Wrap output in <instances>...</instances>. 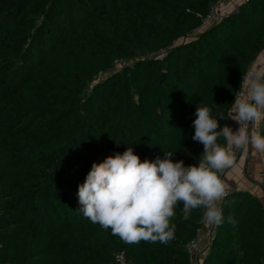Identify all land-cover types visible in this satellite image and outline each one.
Masks as SVG:
<instances>
[{
	"label": "trees",
	"instance_id": "1",
	"mask_svg": "<svg viewBox=\"0 0 264 264\" xmlns=\"http://www.w3.org/2000/svg\"><path fill=\"white\" fill-rule=\"evenodd\" d=\"M216 1L0 0V264H190L204 209L185 220L178 202L173 239L129 244L77 211V191L129 146L198 164L196 107L226 116L264 49V0L202 27ZM219 206L201 264H264L261 201L235 189Z\"/></svg>",
	"mask_w": 264,
	"mask_h": 264
},
{
	"label": "clouds",
	"instance_id": "2",
	"mask_svg": "<svg viewBox=\"0 0 264 264\" xmlns=\"http://www.w3.org/2000/svg\"><path fill=\"white\" fill-rule=\"evenodd\" d=\"M231 105L227 118L238 123L235 131L219 125L217 117L226 119L222 113L212 115L209 107H196L192 139L204 146L198 164L174 161L173 152L141 161L131 146L94 162L78 186L77 211L129 244L141 240L167 244L173 239L175 224L170 226V219L178 202H183V219L202 208L207 223L222 224L225 218L219 205L228 190L220 175L236 165L235 150L251 147L264 155V135L259 130L264 120V70L248 73L244 90ZM221 137L223 145L218 143Z\"/></svg>",
	"mask_w": 264,
	"mask_h": 264
},
{
	"label": "built area",
	"instance_id": "3",
	"mask_svg": "<svg viewBox=\"0 0 264 264\" xmlns=\"http://www.w3.org/2000/svg\"><path fill=\"white\" fill-rule=\"evenodd\" d=\"M226 0H217L207 11V13L204 15V17L202 18V27H206L208 25H211L215 22H217L220 18L228 15L230 12L237 10V6L240 3H235L233 4L230 8H223L222 5ZM242 1V0H241ZM120 65V62L116 61L115 66L118 67ZM260 70H264V68L262 69L261 65L256 63L254 60L250 63V65L248 66L243 78L241 79L240 83H239V87L235 92V95L239 94L241 91L244 90V81L245 78L247 77L249 72H254V71H260ZM108 72L105 71L103 73V76H105ZM235 99V96H234ZM232 106V105H231ZM231 107L228 109L226 116H225V124H227L228 126H230L233 131H235L236 129H238L239 125L237 122L231 120L230 118H227L228 113L230 111ZM259 130L261 132V122L259 125ZM236 151V162L239 159L241 153H242V149L241 150H235ZM230 169V168H229ZM229 169H226L221 175L220 177ZM259 178H260V183H261V187L264 190V161L261 163L260 169H259ZM238 189L237 186H233V187H228V195L232 190ZM227 195V196H228ZM226 196V197H227ZM225 198V197H224ZM223 198V199H224ZM222 199V200H223ZM222 200L220 201V203L222 202ZM202 227L199 230V232L197 233L196 237L194 239H192L190 242L187 243L186 248L189 252L190 255V264H201L202 259H197L195 253L198 251V247L199 244L205 240L207 242V247L205 250V253L207 251L208 248V244L209 241L211 240V238L214 236V227L215 224H209L207 223L203 216H202ZM114 262L115 264H128V262L126 261L123 252H116L114 254Z\"/></svg>",
	"mask_w": 264,
	"mask_h": 264
},
{
	"label": "crops",
	"instance_id": "4",
	"mask_svg": "<svg viewBox=\"0 0 264 264\" xmlns=\"http://www.w3.org/2000/svg\"><path fill=\"white\" fill-rule=\"evenodd\" d=\"M241 0H226L222 7L230 8L233 4L239 3ZM254 61L264 68V49L256 56ZM264 161V155L255 153L251 147L248 151L242 150L236 165L226 171L220 178L228 187L237 186L238 189L246 190L254 194L264 206V190L261 187L259 178V169ZM207 242L203 240L195 253L197 259H203Z\"/></svg>",
	"mask_w": 264,
	"mask_h": 264
}]
</instances>
